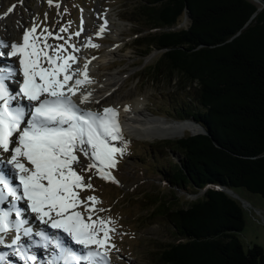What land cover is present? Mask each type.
Segmentation results:
<instances>
[{"label": "trees", "instance_id": "obj_1", "mask_svg": "<svg viewBox=\"0 0 264 264\" xmlns=\"http://www.w3.org/2000/svg\"><path fill=\"white\" fill-rule=\"evenodd\" d=\"M137 3L130 16L149 33L134 40L144 48L136 57L158 52L144 67L147 78L175 82L171 117L193 119L204 131L155 150L171 193L149 198V214L166 220L174 237L151 264H264L262 248L239 239L244 208L226 192L264 200V9L252 17L249 0ZM180 191L196 198L181 205Z\"/></svg>", "mask_w": 264, "mask_h": 264}, {"label": "snow or ice", "instance_id": "obj_2", "mask_svg": "<svg viewBox=\"0 0 264 264\" xmlns=\"http://www.w3.org/2000/svg\"><path fill=\"white\" fill-rule=\"evenodd\" d=\"M48 2L51 6L53 0ZM37 27L33 22L25 28L22 42L0 38V60L8 61L0 66V246L11 250L21 264H36L33 245L49 250L52 238L43 230L34 231L23 216L30 211L40 224L65 234L81 249L75 251L56 240L47 264H111L110 253L116 248L111 235L114 222L98 215L105 210L95 207L96 197L81 198L80 192L93 188L82 175L92 168L101 178L114 180L105 169L115 168L116 154L123 155L127 147L126 142L123 148L112 143L123 141L118 112L106 107L101 114L80 107L90 95L80 87L91 82L88 63L83 70L72 69L77 57L65 53L68 47L73 52L80 49L69 40L63 45L48 44L53 33L44 28L38 34ZM55 38L63 39L58 34ZM84 46L99 47L90 42ZM78 72L84 80L74 79ZM24 202L22 209L18 205ZM6 255L0 254V264H7Z\"/></svg>", "mask_w": 264, "mask_h": 264}, {"label": "rangeland", "instance_id": "obj_3", "mask_svg": "<svg viewBox=\"0 0 264 264\" xmlns=\"http://www.w3.org/2000/svg\"><path fill=\"white\" fill-rule=\"evenodd\" d=\"M137 1L53 0L50 6L48 0H0L2 2L0 4V17L8 11L14 12L17 19L27 18L30 15L31 21L38 25V34L44 28H48L53 33V36L47 40L48 44L63 45L65 40H69L70 44H74L80 49L78 52H73L72 48H67L65 54L70 53L77 57V62L71 64L72 69H79L86 48L84 45L89 42L99 45V47H91L94 49L91 58L103 55L102 53L108 47L117 48L119 50L118 56L100 67V74H96L94 70L91 71L88 76L89 80L101 82V76L104 73L119 72L124 74L123 82L116 86V89L124 92L130 91L133 97L143 99L141 103L145 115L163 121H177L171 117V112L168 109L169 105L171 108H175L176 105L177 98L172 96L175 82L168 83L165 79L150 82L144 69L146 65L154 61L158 52L152 51L143 62L136 57L137 53L144 51V48L135 49L134 40L138 36L149 33L144 24H134L130 16L131 11L135 9L134 6L138 4ZM57 3L59 8L56 7ZM45 17L47 18L45 19ZM106 17L111 18L112 21L110 22H114V25L120 22L123 24L117 36L113 37L108 32H103L97 36L94 27H97V24H103ZM85 19L89 21V24L85 23ZM182 25H185V21L182 22ZM87 26L92 28L87 29ZM61 27H67L68 31L60 32ZM81 28L83 31L80 35H74ZM0 29L3 30L2 26ZM56 34L63 39H56ZM87 56L89 55L86 54L84 57ZM16 63L18 69V62ZM167 97H172L171 103L166 101ZM110 106L115 108L111 104L104 107ZM120 127L123 141L118 140L112 143L116 147L123 148L126 142L127 147L124 148L123 155L116 154V167L105 169L114 180L101 178L95 168L85 171L82 175L85 180L93 185V188L81 191L80 196L81 198L96 197L99 203L95 207L105 210L99 212L98 215L114 222L111 227L115 229V232L111 235L113 237L112 243L115 244L116 248L110 253L111 264H151L156 258L153 253H157L162 245L171 243L174 237L173 229L166 220L159 217L156 212L149 214L151 212L149 210L151 207L148 203L149 198L158 197L159 194L170 195L171 193L164 184L160 172L162 170L161 164L164 162L163 156L158 155L155 151L162 149L160 141H165V139L154 142L136 140L125 134L121 123ZM190 134L193 133H186V135ZM172 156L176 157L174 154ZM80 160L82 164H87L83 155H80ZM77 171L79 172V169ZM161 191L164 192L161 193ZM236 193L239 198L248 203L247 208L243 207L246 220L245 227L238 234V237L245 248L256 244L264 252V200L241 189H237ZM178 197L181 205H186L196 198V196L184 194L181 191L178 193ZM84 215L86 216L87 213ZM93 219H96L95 215H93ZM68 239L70 240V238ZM68 239L66 238V240ZM70 244L74 243L71 242ZM75 248L80 249V247ZM40 253H43V250ZM6 262L7 264H21L17 258H12ZM36 264H47V261L36 262Z\"/></svg>", "mask_w": 264, "mask_h": 264}, {"label": "bare ground", "instance_id": "obj_4", "mask_svg": "<svg viewBox=\"0 0 264 264\" xmlns=\"http://www.w3.org/2000/svg\"><path fill=\"white\" fill-rule=\"evenodd\" d=\"M256 1V0H253ZM2 4V2H0ZM9 19V20H8ZM107 21L105 30L103 32L110 33L113 37L117 36V33L120 32L122 28V23H117L114 25V22L111 18L106 17L103 22ZM33 21H31V17H25L21 19H17L14 16V12L11 13L5 12L0 17V38L7 39L8 41H20L22 42V31L25 28H30L32 26ZM85 23L89 24V21L85 19ZM14 24V25H13ZM95 31H99V27L103 24H97ZM16 26V27H15ZM22 26V27H20ZM87 29H91L92 27L87 26ZM95 34V33H93ZM98 36V35H97ZM94 49L91 47H86L84 50V56L88 54L87 57H82L80 62L79 69L83 70L84 63H88L87 67V78L91 71H96V74H100L101 70L100 67L104 66L105 63L109 60H112L118 56L119 50L115 47H108L106 48L105 52L102 53L103 55L98 56L95 58H91V53H94ZM97 50V49H96ZM99 54V52H98ZM15 60V58H12ZM18 62V61H16ZM8 63V61H7ZM17 64V63H16ZM111 72V71H110ZM101 82H90V83H83L80 87L81 90L84 91L86 94L90 93L88 97V102L85 104H81L80 107L86 110H93L98 111L101 114L103 113L104 106L113 105L115 110L118 112L119 116L118 119L123 126V130L126 135L129 137L141 140V141H148L154 142L155 140H168V139H176L184 136L187 132L196 134L199 131V127L192 124L190 120H186L183 122L178 121H163L158 118H151L148 115H145L143 108H142V101L143 99L133 97L130 91L124 92L116 89V86L120 85L123 82L125 77L124 74L119 72H113L109 74H103ZM75 78H79L84 80L85 77L81 75L79 72L76 74ZM89 80V78H88ZM71 83V81H70ZM122 87V86H121ZM79 92H77V96H79ZM141 97V96H139ZM75 100L76 97H73ZM111 107V106H110ZM125 107H127L128 111H124ZM196 132V133H195ZM32 223L33 227L37 228L38 231L46 230L47 232H52L54 235L60 238V241L69 248H72L75 251H80L75 247H79L75 244H70V240H66V238L62 237V234L58 231H54L48 228L46 225H42L39 221H36L34 215H30L28 217ZM38 240V238H36ZM69 241V242H68ZM68 242V243H67ZM26 243V240H25ZM34 250L37 259L43 260L44 257L38 251V248H31ZM31 250V251H32ZM47 260L51 258V252L46 255ZM12 257L8 254L5 256L6 261H10Z\"/></svg>", "mask_w": 264, "mask_h": 264}, {"label": "water", "instance_id": "obj_5", "mask_svg": "<svg viewBox=\"0 0 264 264\" xmlns=\"http://www.w3.org/2000/svg\"><path fill=\"white\" fill-rule=\"evenodd\" d=\"M252 4H254L256 6V12L253 14L252 17H254L256 15L257 12L261 11L262 9H264V0H256V1H253V0H249ZM186 121V120H184ZM183 122V121H181ZM190 122L194 125H196L197 127H199V132H197L196 134H204V131L203 129L201 128V126L199 124H197L193 119L191 120L190 119ZM190 135H195V134H190ZM231 197H233L234 199L238 200L242 207H245L247 208V205L248 203H246L244 200H242L241 198H239V196L232 192V191H226Z\"/></svg>", "mask_w": 264, "mask_h": 264}]
</instances>
